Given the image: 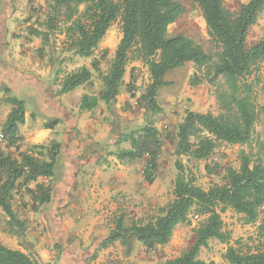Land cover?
<instances>
[{"label": "trees", "instance_id": "obj_1", "mask_svg": "<svg viewBox=\"0 0 264 264\" xmlns=\"http://www.w3.org/2000/svg\"><path fill=\"white\" fill-rule=\"evenodd\" d=\"M192 1L203 14L209 39L216 49L212 53L189 37L171 35L170 27L185 13L178 0H49L44 29H30V34L41 39L44 47L55 45L54 37L63 34L70 62L76 58L92 59L90 67L81 66L65 74L59 68L52 71L51 87L58 86L57 91L53 89L58 96L89 86L94 79L101 82L100 95L82 96L79 103L82 112H95L104 105L112 115L111 108L125 85L127 67L137 61L150 74V83L137 102L151 114H158L162 111L159 92L170 85L165 80L167 74L193 63L196 73L190 85L207 83L213 88L220 113L188 111L175 135L176 156L190 161L207 160L224 144L247 146L250 150L242 152L238 170L227 168L224 183L209 189L197 185L186 175L181 161H177L179 172L169 205L145 222L127 224L125 216H119L88 262L117 242L130 247L135 240L149 251L165 247L176 228L188 224L190 215L195 214L203 219L195 229L194 243L180 256L156 264H207L200 259V253L211 241L226 246L222 258L228 264H264V222L258 227L259 249L243 251L238 247L239 241H233L232 232L225 229L223 219V214L232 210L245 225H253L264 206V132H257L264 120V106L256 103L254 82L248 81L264 64V39L253 46L247 42L250 28L264 10V0H250L239 11L230 10L225 0ZM118 20L122 38L108 70L103 72L94 55ZM4 93L5 98L0 94V113L6 104L11 110L0 129V213L7 217L9 233L21 238L26 230L25 221L14 210L12 201L16 194L26 193L34 213L52 202L61 167L62 143L54 140L47 147L33 145L22 151L26 102L9 87L4 88ZM56 125L57 122H48L45 128ZM121 132L112 145L114 150L106 152V156L121 164L146 159L143 177L152 183L165 145L160 130L153 123H145L130 131L121 128ZM125 144L128 148H122ZM12 149L16 154H12ZM88 150L90 147L85 148ZM0 264H40V261L34 253L10 248L0 240Z\"/></svg>", "mask_w": 264, "mask_h": 264}, {"label": "rangeland", "instance_id": "obj_2", "mask_svg": "<svg viewBox=\"0 0 264 264\" xmlns=\"http://www.w3.org/2000/svg\"><path fill=\"white\" fill-rule=\"evenodd\" d=\"M185 7V13L183 16L170 27L171 35L181 34L183 36L189 37L195 41L197 45H200L206 52L212 53L216 51L215 47L211 44L208 36V30L203 18V14L200 8L192 0H178ZM250 0H225V5L232 11H239L244 4H247ZM49 0H38V5L33 6V14L29 19H31V25L27 29H23L18 34H12L10 41L8 43H0V63L4 66L9 65L13 72L19 71L25 67V65L14 64L12 61L16 56L26 57L32 60L38 59L39 63L44 62L47 66H52V71L60 69L61 74L71 72L78 66H83L82 61L70 62L69 54L65 51V36L63 34H57L54 37L55 45L50 47H44L42 45L41 39L30 34V29L43 30L44 24L49 11ZM85 7L83 6L81 10L83 11ZM15 38V39H13ZM122 38L121 21L118 20L113 24V26L108 31L106 37L101 43L100 47L96 51L95 58L100 60L101 69L106 72L109 68L111 61L115 56V52ZM264 39V10L259 16L257 23L252 26L248 33V44L250 46L255 45L259 41ZM22 52V54L20 53ZM20 55V56H19ZM8 62V63H7ZM5 63V64H4ZM85 66V65H84ZM25 72L28 71V66L24 68ZM196 73V69L193 63H188L180 70L170 73L168 78L173 79V86H167L165 89L164 96L160 105L162 106V111L158 114H151L148 110L141 108L138 104V98L143 93L145 88L150 83V74L148 68L144 66L141 62H132L127 67V72L125 76V85L121 89V95H127L134 102L135 105L131 103L128 104V108L131 109L133 114V120H121V128L128 131L137 128L145 123H153L158 128L165 139V145L162 155L159 159L160 165L158 171L155 174V179L159 180L160 185L165 188L162 204L160 209H155L151 214L148 212L137 213L129 212L124 206L112 214V210H109L103 215L104 227L100 237H107L114 225L115 219L119 216L124 215L127 224L133 222H145L152 217L159 215L160 210L164 209L173 200V188L174 183L178 175L177 161H181L184 165V171L189 178L194 179L195 183L204 189H208L212 185L223 184L225 171L227 168L231 167L234 169H239L241 166V154L243 151L249 153V148L247 146H224L222 145L215 155L219 156V162L216 165L206 167L205 163L198 161H190L186 157H178L175 154L177 140L175 135L179 124L183 121L186 113L193 110L194 101L192 97L188 94L186 88L190 84L192 76ZM201 76V74L199 73ZM3 74L0 73V94L3 98L6 97L4 93V88L8 87L3 81ZM249 82H254V98L259 106H264V64H261L259 68L248 77ZM207 84V83H206ZM191 86V85H190ZM209 86V85H208ZM90 91L89 94L100 95L102 91V84L97 79H94L92 84L86 86ZM54 91H57L58 86L53 87ZM81 91L75 94H70L66 97L64 103L74 106L76 104V99ZM209 97L205 98L203 105L199 106V110L204 113H212L218 115L220 113L219 105L216 99L215 90L209 86ZM215 96V99L213 98ZM171 97L179 98L177 101L169 100ZM163 103V104H162ZM140 108V109H139ZM27 114L26 117L28 121L21 128V134L24 137V141L21 146V150L25 151L33 145H41L47 147L50 143L43 142L42 144H33L28 140V135L32 133L33 129L31 124L32 120H37L36 112L34 108H30L26 105ZM11 106L4 105L0 113V129L2 124L5 122ZM138 111L136 115L135 112ZM194 111V110H193ZM102 119L97 113H94V119ZM168 118L171 120H168ZM107 124L112 126V115L108 112V122ZM257 132H264V120H262L258 127ZM112 131L110 132L111 137ZM80 135H78L79 137ZM83 141L82 150L80 152V158H84L82 155L89 153L93 155L99 153V159L96 160L93 165L95 169H103L104 167H112V157L106 156V152L114 150L112 148V143H99L94 141V138L90 135L80 136ZM112 138V137H111ZM89 140H92L90 142ZM49 142V141H48ZM86 147H90V150L85 151ZM122 148H128V145H122ZM12 154H16L15 149H12ZM45 153L44 150H39ZM145 160L138 162L140 170L144 168ZM99 164V166H97ZM160 167L162 169H160ZM139 170V171H140ZM155 182V181H154ZM120 198L124 200L126 193ZM120 196V195H119ZM13 208L17 212L18 216L25 221V232L22 237L19 238L15 235L9 233V227L7 226V217L4 213H0V234L3 238L2 241L5 245L12 248H20V250H28L30 254L29 245H31V240L37 242H47L50 230L48 225L44 222V217L47 212L48 206L44 207L40 212L34 213L31 211L29 205L28 196L26 193L16 194L13 201ZM58 215L61 214V209H57ZM49 215V212H47ZM51 214V213H50ZM93 214V213H92ZM43 215L44 217H42ZM195 214L190 215L189 223L185 225H180L175 230V239L173 243L174 249L165 252V248H158L152 250L153 255L150 256V261H144V264H156L159 262L166 261L167 259L175 258L183 254L195 241V229L200 225L201 220L194 219ZM42 223H39V220ZM223 219L225 223V228L233 229L232 236L233 241H239L238 247L243 251H255L260 247V239L258 236V225H245L243 221L236 218L232 212H226L223 214ZM102 220V219H101ZM260 223L264 222V206L260 212ZM36 225V226H35ZM247 228L246 231L244 229ZM88 230H86L87 232ZM30 237V238H28ZM96 239V238H95ZM178 248V249H177ZM208 251L213 257L209 258V264H228L224 260L222 261V255L225 252L226 246L222 245L218 241H211L209 243ZM61 251V250H60ZM58 251L54 254L53 263L57 264L59 262V257L61 252ZM33 253V252H32ZM211 255V256H212ZM112 247L109 250L100 251L95 260L88 262L86 259L85 264H112ZM83 259V257H81ZM130 260H123L121 264H131Z\"/></svg>", "mask_w": 264, "mask_h": 264}, {"label": "crops", "instance_id": "obj_3", "mask_svg": "<svg viewBox=\"0 0 264 264\" xmlns=\"http://www.w3.org/2000/svg\"><path fill=\"white\" fill-rule=\"evenodd\" d=\"M37 5L38 0H0V43H8L12 34H18L31 25L32 20L29 18L34 15L33 6ZM20 53L22 54V52ZM95 56L96 54L94 58ZM12 60L16 65L28 66L29 72L24 71L25 67L13 72L8 67L9 65L4 66L3 63H0V73L3 74L4 83L14 95L23 99L26 105L34 108L36 112L37 120H32L31 124L35 130L28 135V140L33 144H42L45 140L47 143L54 140L62 143L61 167L58 171V180L55 183L52 202L48 205L47 212L49 215L47 212L44 214L45 217L41 215L50 230L48 241L37 242L30 239L32 243L29 245V251L38 257L40 264H54V254L60 251L56 247H61L62 251H60L57 264H85L86 259L95 253L100 242L106 238L100 237V235L104 227L103 215L109 210H112L113 214L120 206H124L129 212H148L151 214L155 209H160L163 206L165 188L160 185L158 179L152 183L145 181L143 171L146 162L144 168L140 170L138 163L140 161L132 164H121L112 157V167L95 169L93 165L99 159V153L80 158L83 144L80 136L90 135L97 143H112L114 145L122 133L121 120L134 119L128 104L135 105L136 102L127 95H120L111 108V126L107 124L108 112L111 113V111L107 110L104 105H101L95 112L80 111L79 103L82 96L90 92L86 86L80 87L72 93L58 96L51 87L52 66H47L44 62L39 63L38 59L32 60L23 56H16ZM77 60L82 61L88 67L92 61L91 58H76ZM170 73L167 74L165 80L170 83V86H173L174 80L168 78ZM166 88H162L159 92V105L165 98ZM186 90L188 91L187 95H190L195 103L194 112L204 113L197 108L203 105L206 97H209L207 93L209 92L208 84L202 83L198 86H190L189 84ZM78 91L81 93L78 95L74 106L64 103L68 95ZM213 98L215 99V96ZM178 99L171 97L169 100L177 101ZM160 107L162 108L161 105ZM94 113H97L103 120L94 119ZM135 114L137 115L138 111ZM27 117L26 122L28 121ZM168 120L170 119L168 118ZM48 122L52 124L57 122V125L52 129H46L45 124ZM156 126L158 127V125ZM111 131L112 138L110 137ZM78 135L80 136L78 137ZM89 141L92 142V140ZM224 146L239 145L224 144ZM144 160L146 161V159ZM141 161L143 162V160ZM198 162L205 163L208 168L218 164L219 156L213 155L207 160ZM160 169L162 168L160 167ZM121 192L126 193L127 198L124 200L120 199L123 196ZM57 209H61L62 215H58ZM228 212H232L236 218L242 220L241 216L232 210H228ZM259 220L256 223L258 226L261 224ZM39 223H42L41 218ZM113 228L114 225H112ZM86 230L88 231L86 232ZM228 230L233 231L232 228ZM246 230L247 228L244 229V231ZM2 239L0 234V240L2 241ZM174 239L175 233L171 242L160 248H165V252L173 250ZM15 249L20 250V248ZM27 251L24 252L28 253ZM208 251L212 252V250L204 248L200 253V259L207 264L210 262L209 258L213 257ZM112 254V264H121L123 260H130L131 264H144V261H150L153 252L147 250L141 243L132 240L130 247L122 242L112 245ZM221 260L223 261V259Z\"/></svg>", "mask_w": 264, "mask_h": 264}, {"label": "built area", "instance_id": "obj_4", "mask_svg": "<svg viewBox=\"0 0 264 264\" xmlns=\"http://www.w3.org/2000/svg\"><path fill=\"white\" fill-rule=\"evenodd\" d=\"M194 219H195V220H200V216L195 215V216H194Z\"/></svg>", "mask_w": 264, "mask_h": 264}]
</instances>
